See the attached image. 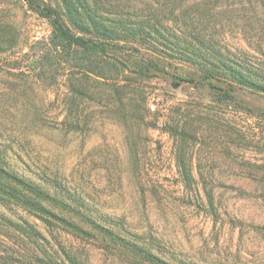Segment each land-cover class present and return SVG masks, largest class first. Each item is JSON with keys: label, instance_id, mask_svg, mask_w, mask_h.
<instances>
[{"label": "rangeland", "instance_id": "rangeland-1", "mask_svg": "<svg viewBox=\"0 0 264 264\" xmlns=\"http://www.w3.org/2000/svg\"><path fill=\"white\" fill-rule=\"evenodd\" d=\"M99 1L104 18L143 29L115 42L100 71L86 53L70 57L26 1L0 0V154L26 181L171 264H264V92L224 80L217 66L206 79L204 68L264 73V0ZM45 206L85 234L48 229L0 198L1 255L149 264Z\"/></svg>", "mask_w": 264, "mask_h": 264}, {"label": "trees", "instance_id": "trees-1", "mask_svg": "<svg viewBox=\"0 0 264 264\" xmlns=\"http://www.w3.org/2000/svg\"><path fill=\"white\" fill-rule=\"evenodd\" d=\"M24 1L29 4L30 8L50 20L58 43L63 45L64 49L71 51L67 53L68 55L86 53L87 56L91 57L89 68H94L97 63L99 71L104 70L105 65L109 63L105 60L110 55V48L114 47L115 42L126 40L124 37L135 38L143 31V29L127 27L121 21L118 23L101 16L103 11L99 0H91V2L90 0H60L55 7L42 0ZM65 16L69 23L65 21ZM137 28H144V26ZM115 47L119 48L117 45ZM215 66L225 78L224 80L230 79L233 84H237L241 88L251 87L254 91L264 92V73H251L249 75L244 70L233 69L229 64L220 62V64H206L204 66L206 79L207 77L209 80L215 78L214 75H210L212 69L216 68ZM181 80L192 82L191 79L187 78H181ZM225 98H231V95L226 92L222 99ZM13 170L5 155L0 154V198L16 202L45 223L48 229L52 226L79 235L86 232L81 226L49 211L45 204L52 203L66 212L73 213L80 218V221L92 224L110 239L121 243L124 248L142 261L149 264H171L162 259L159 254L153 253L152 249L145 243L139 240L129 243L124 237H120V233H127V231L119 228L116 224L110 223V227H107L98 223L82 213L84 207L77 201L73 200L74 203L51 196L42 187L26 181ZM31 233L34 234V230L31 229ZM16 262L13 253L0 254V264H17Z\"/></svg>", "mask_w": 264, "mask_h": 264}]
</instances>
